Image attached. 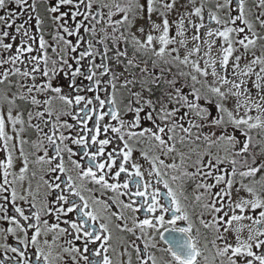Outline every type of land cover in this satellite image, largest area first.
Returning a JSON list of instances; mask_svg holds the SVG:
<instances>
[{
  "label": "snow or ice",
  "instance_id": "obj_1",
  "mask_svg": "<svg viewBox=\"0 0 264 264\" xmlns=\"http://www.w3.org/2000/svg\"><path fill=\"white\" fill-rule=\"evenodd\" d=\"M43 3L53 44L37 0H0V264H264V139L250 135L264 134V0ZM33 13L38 38L26 27ZM13 27L19 45L7 42L17 40ZM61 74L69 93L54 83ZM33 107L43 110L34 117ZM32 129L36 140L25 138ZM237 184L247 196L233 200ZM193 185L198 224L186 194ZM113 224L135 240L114 237ZM114 240L126 261L113 259Z\"/></svg>",
  "mask_w": 264,
  "mask_h": 264
},
{
  "label": "flooded vegetation",
  "instance_id": "obj_2",
  "mask_svg": "<svg viewBox=\"0 0 264 264\" xmlns=\"http://www.w3.org/2000/svg\"><path fill=\"white\" fill-rule=\"evenodd\" d=\"M29 2L31 3V0H29ZM104 2H111V0H104ZM183 2H184V0H181V3H183ZM199 4H200V0H196V5L199 6ZM9 7H10V8H14L15 6H14V5H10ZM66 10H67L66 8H63V9H62V11H66ZM81 10L83 11V9H81ZM17 11H19V10L17 9ZM37 11L40 13L41 18L45 20V24H44V26H43V34H44V36H45V39H46L50 44H53L54 41H53L52 37H53V35H54L55 25L51 22L50 15H48V14L45 13V6H44V3H43V0H37ZM105 11H107V10H105ZM3 14H4V10H0V15H3ZM115 18H119V14H117V17H114V19H115ZM80 19H82V18H80V17L77 18V20H80ZM26 20H28V12H27V11L24 12L22 15L19 16V18L17 19L16 23H17V24L24 23ZM68 22H69L70 25H72V24L74 23V22L71 21V20H69ZM205 23H206V24L209 23V21H208V19H207V8H206V10H205ZM26 27H28L30 33H31L32 35L36 36L37 38H38L39 35L41 34V33H40L39 31H37L36 28H35V14H34V13L32 14V19L28 22V24H26ZM8 31H9L10 33L16 34V33H15V28H14V27H13L12 29H8ZM189 31H191V27H190V26H189ZM201 31L203 32V30H201ZM173 34H174V33H173ZM16 35H17V40H16V41H7V42H12V43H14V45H19V41H20L21 37H20L19 34H16ZM81 35H83V36H85L86 38H88V33L83 32V29H81ZM70 39H72V40L75 42V39H76V38H75V37H71ZM219 42H220V41H219ZM84 46L86 47V44H85ZM33 47H34V48H35V47H38V39H37V43L34 44ZM97 47H98V48H102L103 46H102V45H98ZM113 47H114V46H113ZM121 47H123L122 44H121ZM80 50H83V48H81ZM129 52H130V54H131V49H129ZM202 53H203V51L201 52V54H202ZM32 54H35V52L32 53ZM49 54L51 55V49H49ZM257 54H258V55L260 54V53H259V50H257ZM27 55H29V54H28V53H25V56H27ZM22 59H23V57H22ZM250 59H252V57L249 55L248 60H250ZM97 62H99V57H97ZM242 62H243V63H246L247 61L242 60ZM17 66H18V67H21L22 70H23L24 67H26V66H27V67H30V65H27V64H26V65H19V64H18ZM241 66L243 67V64H241ZM258 67H259V66H257L256 69H258ZM184 70L187 71V69H184ZM231 74H232V70L229 69V70H228V75L231 76ZM17 79H18V78H17ZM29 79H30V78H29ZM37 79L39 80V77H38ZM254 79H255L254 76L251 77L247 86H251V80H254ZM67 80H68V78H67V77H64V76L61 74L60 76H58V77L56 78V80H54V83H60V84H62V85L64 86V89H63L64 92H65V93H69V92H71L72 90L69 89V88L67 87ZM77 83H78V84H81V83H82V84H87L88 82H87V81H82V80L78 79ZM254 91H255V90H254ZM82 94H84V93H82ZM109 94H110V93H109ZM33 95H37V94L34 92ZM87 95H88L89 97H91V96H92V93H87ZM100 95H101L102 98H104V95H105V94H104L103 92H101ZM37 98L42 99V96H39V95H38ZM118 98H119V95H118ZM56 107H57V108H62L63 106L60 104L59 101H57V102H56ZM107 109H108V105L106 104L104 109H102V110H98V111H107ZM31 110L33 111V115H34V117H35V111H36V110H40V111H42L43 108L36 109V108L33 107ZM69 110L71 111V109H69ZM77 110H78V109H77ZM25 119H27L26 114H25ZM61 119H62V120H67L69 123H73V124L75 123V121H73L72 118H71L70 116H68V117H62ZM105 119L108 120L107 117H106ZM109 122H110V123H115L114 121H109ZM33 123L35 124V123H41V122H40L39 120H37V119L34 118V119H33ZM88 123H89V127H91V126H92L91 121H89ZM102 123H103V122H102ZM41 127L44 128V131H45V132H49V133H50V128L44 127V125H43L42 123H41ZM75 132H76V130L74 129L72 134H75ZM65 134H66V135L69 134V133L67 132V130H65ZM38 135H42V134H37V133H35V130L32 129V130H29V132L25 134V138H28V139H30V140H36L37 137H38ZM109 135H110V134H109ZM250 135L253 136V143H254V144H255V142H256L257 140L264 139V136L261 135V130H259V129H253V130L250 132ZM100 138H103V134L101 135ZM71 146H72L74 149L76 148L75 145H71ZM114 146H115V142H114V144L109 145V146L107 147V150H108V151H111L112 148H113ZM25 149H26V151L29 152V153L35 151V150L32 148L31 144L25 145ZM255 150L258 151L259 149L257 148V149H255ZM37 154H38V155H42L43 153H42V152H38ZM3 155H4L3 153H0V158H3ZM16 155L18 156V152L16 153ZM221 155H223V154H221ZM138 157H139V152H138V151H137V152H134V156H133V158H134V159H137ZM76 158L78 159V157H76ZM29 159L32 160V159H34V157H32V156L30 155V156H29ZM238 159H240L241 162L243 161V157H240V158H238ZM138 162H142V163H143L142 160H139ZM166 162H170V161H166ZM178 162H179V161L177 160V163H178ZM249 162H250V160H249ZM144 166H147V164L144 163ZM221 167H227V165H223V166H221ZM237 167L239 168V164L237 165ZM37 169H38V166H36V165H31V164H30V166H29V174H28L29 177H31V172H32L33 170H37ZM14 171H17V172H18V168H15ZM39 175H40V173L37 172V176H36L35 178L31 179V186L34 187V188H32L33 192L36 191V189H37V184L40 182V181H39ZM54 175H62V174H60V173H56V174H52V176H45V179H52V177H53ZM123 175H124V174H122L121 180L123 179ZM0 178H2V173H0ZM10 179H11V177H10ZM256 179H259V174H258V176L256 177ZM24 182H25L27 185H28V183H29V181H28L27 179H26ZM110 182H112V181H110ZM248 182H249L248 180L245 181V183H248ZM90 186H91V185H90ZM92 187L95 188V187H97V186H92ZM160 187H161L162 194H163V192H165L166 190L163 189V185H160ZM237 187H239V184H237V185L233 188V192H232L233 200H236V199L238 198V196H247V193L244 192V191H243V192H239V193H237V192H236V188H237ZM257 187H259V186H257ZM44 190H45V189H44L43 187L40 188V197L43 196ZM94 194L97 195V196H100V193H99V192H95ZM186 194H187L188 197H189V201H188V203H189V212L192 214L194 221L198 224V219H197V217H198V213H199V211L201 210L200 207H199V205H198V204L196 203V201H195V195L198 194V191L194 190V185H193L192 187H190V188L188 189V191H187ZM110 195H112V193H107L105 196H103V197H101V198H102V199H107L108 196H110ZM40 197H38V200H39ZM50 199H52V197H50ZM121 199H123L125 202H128V197H126V196H125V197H121ZM18 203L20 204V206L24 207V209H25V211H26V213H27V212H28V209H29V205H28L27 203H23V202H19V201H18ZM112 210H113V211H117V212H119V209L116 208L115 205L112 206ZM11 211H12L11 208H9V212H10V213H11ZM137 215H138L141 219L143 218V214H142V213H138ZM72 218L75 219V216L73 215ZM204 218H205V219H210L211 217H210L208 214H205V217H204ZM50 222H55V217H54V216L51 218V221H50ZM115 223H120L121 225H123V221H115ZM244 223H250V222H249V221H245ZM62 226H63V224H62ZM96 226L98 227V224H97ZM129 226H131V222H130V221H129ZM112 227H113V235H114V237H118V238H119V237H123V239L126 240V241H128V242H131V241L135 240V237L132 236L130 233H119L117 230H115V228H114V224H113ZM201 231L204 232L205 230H204V229H201ZM137 235H139V231H138V230H137ZM48 239L51 240V234L49 235ZM209 239H211V235H210V234H209ZM0 242H2V241H0ZM9 242L14 243V240H13V239H10ZM136 242H137L138 244H140L141 247L143 246V245H142V241H136ZM233 242H234V241H233ZM77 243H81V242H77ZM203 243H204V241L201 240V245H203ZM217 243L220 244L221 242L218 241ZM58 244H63L65 247L67 246V244L65 243V240H64L63 238H62L60 241H58ZM113 244L116 245V247H117V251H116V253L113 254V259H124V260L126 261L127 257H120V256H119V253L122 251V247H120V245L117 244V241H116V240L113 241ZM221 246H222V244H221ZM209 247L211 248V245H209ZM65 258L67 259V257H65Z\"/></svg>",
  "mask_w": 264,
  "mask_h": 264
},
{
  "label": "rangeland",
  "instance_id": "obj_3",
  "mask_svg": "<svg viewBox=\"0 0 264 264\" xmlns=\"http://www.w3.org/2000/svg\"><path fill=\"white\" fill-rule=\"evenodd\" d=\"M191 31H189V41L191 42ZM218 43H220L219 41H218ZM206 47V46H205ZM212 55L215 57V56H217V51H216V48H215V46H214V48H213V51H212ZM200 56L201 57H203V53L202 54H200ZM197 57H193V59H196ZM241 64H244L243 62H241ZM201 65H203V60L201 59ZM229 69H231V62H230V66H229ZM232 70V69H231ZM259 70V67H258V69H256V71H258ZM187 71H188V69H187ZM209 71H211V69H209ZM231 77V76H230ZM257 99H258V97H257ZM231 106V105H230ZM250 115H252V116H255V115H257V113L253 110L252 112H250L249 113ZM241 115H243V109H241ZM261 135L262 136H264V134H262L261 133ZM221 154H223V153H221ZM148 167V165L147 166H144V168L146 169ZM23 187L26 189L27 187H28V185L25 183V182H23ZM32 188H34V187H32ZM244 190L243 189H241V191L240 192H243Z\"/></svg>",
  "mask_w": 264,
  "mask_h": 264
}]
</instances>
